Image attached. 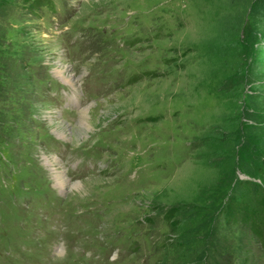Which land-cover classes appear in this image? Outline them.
Returning a JSON list of instances; mask_svg holds the SVG:
<instances>
[{
  "label": "rangeland",
  "instance_id": "1",
  "mask_svg": "<svg viewBox=\"0 0 264 264\" xmlns=\"http://www.w3.org/2000/svg\"><path fill=\"white\" fill-rule=\"evenodd\" d=\"M50 3L0 0V264H264V0Z\"/></svg>",
  "mask_w": 264,
  "mask_h": 264
},
{
  "label": "trees",
  "instance_id": "2",
  "mask_svg": "<svg viewBox=\"0 0 264 264\" xmlns=\"http://www.w3.org/2000/svg\"><path fill=\"white\" fill-rule=\"evenodd\" d=\"M28 5L33 9L40 7L51 6L50 0H26ZM250 180H244L242 187L245 192L239 194L228 195L224 202V219L227 223L243 222L258 236L264 234V186L254 184L256 187V194L254 197L248 194ZM251 187V186H250ZM255 205V206H254ZM175 212L168 209L165 213L167 220L174 216Z\"/></svg>",
  "mask_w": 264,
  "mask_h": 264
},
{
  "label": "bare ground",
  "instance_id": "3",
  "mask_svg": "<svg viewBox=\"0 0 264 264\" xmlns=\"http://www.w3.org/2000/svg\"><path fill=\"white\" fill-rule=\"evenodd\" d=\"M55 72H56V74H58V75H60L63 79H66V81H68L69 83H71L72 84V86H73V83H75V81H74V79H73V76H71V75H69V67H68V65L67 64H63V63H60L59 64V66L56 68V70H55ZM50 119V118H49ZM86 122V121H85ZM60 123V122H59ZM87 123V122H86ZM86 123H84V121L83 122H80L79 123V125L78 126H80L79 127V129L75 132V131H73L72 133H65V135H67L69 138L68 139H73V136H78L79 135V133H78V131L83 127V126H86ZM61 125H62V130H61V132H66V129H67V127H66V125L65 124H63V123H60ZM77 128H75V130H76ZM83 129H84V127H83ZM75 132V133H74ZM79 132H81V131H79ZM70 135V136H69ZM67 138V137H66ZM52 163L53 162H57L56 161V159L55 158H51V160H50ZM55 178H56V180H57V182H58V184L59 185H61V186H63V187H67V188H71L72 189V191L73 190H77L78 189V185L77 184H81V183H73V184H71L66 178H65V176L64 175H62L61 173H57V175L55 176ZM80 190V189H79ZM74 192H76V191H74ZM77 193V192H76Z\"/></svg>",
  "mask_w": 264,
  "mask_h": 264
}]
</instances>
